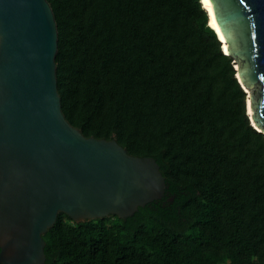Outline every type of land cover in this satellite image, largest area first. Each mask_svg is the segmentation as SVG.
Listing matches in <instances>:
<instances>
[{
  "label": "trees",
  "instance_id": "1",
  "mask_svg": "<svg viewBox=\"0 0 264 264\" xmlns=\"http://www.w3.org/2000/svg\"><path fill=\"white\" fill-rule=\"evenodd\" d=\"M48 2L67 120L168 189L126 220L61 213L45 264H264V134L202 0Z\"/></svg>",
  "mask_w": 264,
  "mask_h": 264
},
{
  "label": "water",
  "instance_id": "2",
  "mask_svg": "<svg viewBox=\"0 0 264 264\" xmlns=\"http://www.w3.org/2000/svg\"><path fill=\"white\" fill-rule=\"evenodd\" d=\"M264 134V0H209ZM58 24L48 0H0V264H45L44 235L77 223L126 220L168 189L157 160L115 139L87 138L62 110ZM252 91V93H249ZM255 92V93H254Z\"/></svg>",
  "mask_w": 264,
  "mask_h": 264
},
{
  "label": "bare ground",
  "instance_id": "3",
  "mask_svg": "<svg viewBox=\"0 0 264 264\" xmlns=\"http://www.w3.org/2000/svg\"><path fill=\"white\" fill-rule=\"evenodd\" d=\"M203 3L207 7V9L209 10V12L211 14V25L217 30V32L219 33L221 39L225 40L224 36H223V34H222L221 30H220V27H219V25H218V23L216 21V18H215V15H214V11H213V7H212L210 1L209 0H203ZM249 93H252V91H250ZM248 108H249L248 112L252 114L253 112H252V107L250 106V101L248 102Z\"/></svg>",
  "mask_w": 264,
  "mask_h": 264
},
{
  "label": "rangeland",
  "instance_id": "4",
  "mask_svg": "<svg viewBox=\"0 0 264 264\" xmlns=\"http://www.w3.org/2000/svg\"><path fill=\"white\" fill-rule=\"evenodd\" d=\"M255 93V92H254ZM249 100L247 101V104H248ZM248 111H249V108H248Z\"/></svg>",
  "mask_w": 264,
  "mask_h": 264
}]
</instances>
